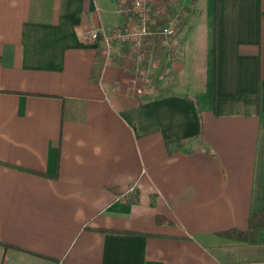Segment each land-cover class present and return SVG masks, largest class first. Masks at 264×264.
Returning a JSON list of instances; mask_svg holds the SVG:
<instances>
[{
    "label": "crops",
    "instance_id": "1",
    "mask_svg": "<svg viewBox=\"0 0 264 264\" xmlns=\"http://www.w3.org/2000/svg\"><path fill=\"white\" fill-rule=\"evenodd\" d=\"M132 1L0 0V264L264 256L222 234L264 209V0H151L173 47L106 62Z\"/></svg>",
    "mask_w": 264,
    "mask_h": 264
},
{
    "label": "built area",
    "instance_id": "2",
    "mask_svg": "<svg viewBox=\"0 0 264 264\" xmlns=\"http://www.w3.org/2000/svg\"><path fill=\"white\" fill-rule=\"evenodd\" d=\"M128 11L132 15L131 22L124 29L115 30L110 34L103 33L100 29L91 31L85 36L87 42L101 41L104 45L105 61H110L112 54V43L119 41L129 43L136 52L135 62L141 63L144 60L143 46L148 37L161 35V45L172 48V37L177 31L178 19L169 17L163 25L155 29L154 4L151 0H133ZM139 73L147 79L144 70ZM241 264H264V256L257 260L246 261Z\"/></svg>",
    "mask_w": 264,
    "mask_h": 264
},
{
    "label": "trees",
    "instance_id": "3",
    "mask_svg": "<svg viewBox=\"0 0 264 264\" xmlns=\"http://www.w3.org/2000/svg\"><path fill=\"white\" fill-rule=\"evenodd\" d=\"M129 8V7H128ZM171 17L170 11H165V13L157 14L155 15L154 19L156 20V26L155 29H158L161 25L165 23V21ZM181 26L177 25V29H179ZM163 37L161 35H155L152 37H148L145 45L143 48H145V57L147 58L148 55H152V58L162 60L165 55V47L161 45ZM162 62V61H161ZM151 91L156 92L157 98L165 97L166 95L170 94L168 92V89L160 88L157 86H154L151 88ZM150 91L146 90L143 92V95H146L147 97H150ZM141 95H139V99H141ZM186 97V96H185ZM142 100V99H141ZM195 107L196 103L194 102ZM197 109V108H196ZM198 114L200 113L197 109ZM200 115V114H199ZM181 145L180 142L175 143L174 147H179ZM157 222H164L166 219L164 217H157ZM232 239L246 242L249 244L253 243H261L264 244V209L260 210L252 215H250L247 219V226L244 230L233 228L230 230L225 231L224 233Z\"/></svg>",
    "mask_w": 264,
    "mask_h": 264
},
{
    "label": "rangeland",
    "instance_id": "4",
    "mask_svg": "<svg viewBox=\"0 0 264 264\" xmlns=\"http://www.w3.org/2000/svg\"><path fill=\"white\" fill-rule=\"evenodd\" d=\"M169 49V48H168ZM170 53L173 55V56H177V54L173 51H170Z\"/></svg>",
    "mask_w": 264,
    "mask_h": 264
}]
</instances>
